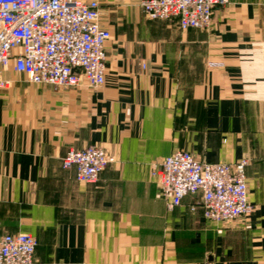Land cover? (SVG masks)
I'll use <instances>...</instances> for the list:
<instances>
[{
    "label": "crops",
    "instance_id": "0c3cea01",
    "mask_svg": "<svg viewBox=\"0 0 264 264\" xmlns=\"http://www.w3.org/2000/svg\"><path fill=\"white\" fill-rule=\"evenodd\" d=\"M98 1L112 32L102 86L3 72L0 235L35 236V264H264V0H229L210 29L187 30ZM90 144L115 157L95 183L62 166ZM178 150L247 158L252 211L210 220L198 195L170 208L152 168Z\"/></svg>",
    "mask_w": 264,
    "mask_h": 264
},
{
    "label": "built area",
    "instance_id": "2783aa9c",
    "mask_svg": "<svg viewBox=\"0 0 264 264\" xmlns=\"http://www.w3.org/2000/svg\"><path fill=\"white\" fill-rule=\"evenodd\" d=\"M145 16L176 20L182 30L210 29L214 9L229 0H133ZM98 0H0V93L8 86L4 70L14 68L37 84L99 87L106 79V44L112 32L101 23ZM209 66L222 65L209 61ZM115 157L98 144L70 148L64 169L79 181L95 183ZM247 158L234 163L198 159L178 150L155 163L152 175L170 208L198 195L191 209L205 218L228 221L249 214ZM38 240L26 232L0 235V264H35Z\"/></svg>",
    "mask_w": 264,
    "mask_h": 264
}]
</instances>
